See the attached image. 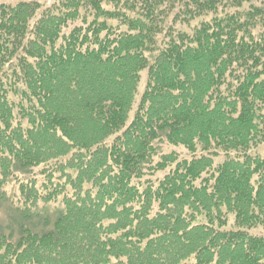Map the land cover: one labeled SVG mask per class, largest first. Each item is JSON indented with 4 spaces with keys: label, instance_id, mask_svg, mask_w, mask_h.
<instances>
[{
    "label": "trees",
    "instance_id": "1",
    "mask_svg": "<svg viewBox=\"0 0 264 264\" xmlns=\"http://www.w3.org/2000/svg\"><path fill=\"white\" fill-rule=\"evenodd\" d=\"M39 1L0 0V264H264V0Z\"/></svg>",
    "mask_w": 264,
    "mask_h": 264
},
{
    "label": "rangeland",
    "instance_id": "2",
    "mask_svg": "<svg viewBox=\"0 0 264 264\" xmlns=\"http://www.w3.org/2000/svg\"><path fill=\"white\" fill-rule=\"evenodd\" d=\"M58 1L59 0H40L39 2H40V6H41L42 9L38 12L37 15H40V13L42 12V10H44V8L51 7L53 4L58 3ZM1 3H4V2H1ZM5 3H7V2H5ZM35 20H36V18L33 21H35ZM145 81H146L145 73H142L141 74V81H140V84L138 85V89H137V95L135 96L134 104L132 106V113L130 115V118H132V116L134 114V111L137 108L139 99H140L141 94H142V92L144 90ZM129 121H131V119H129ZM112 140H113V137L110 138V140L108 142L110 143ZM263 150H264V146L260 147L259 150H257V153L262 155ZM169 151L170 152L171 151H176L178 153L181 152L182 155H185L184 150L182 148L168 147V146H165V145H164V147H162V152H169ZM39 169H35L34 173L36 172V174H38L39 173ZM162 176H163V173H155L152 176L144 177L142 182L144 183L147 180L154 182L156 180V178L160 179ZM35 177H36V175H35ZM42 177L38 176L39 179H41ZM43 179H44V177H43ZM5 189L7 191L8 200H6V203H4L0 207V221L5 220L8 215L14 214V210L13 209H16L15 205L17 203L16 199L18 197L17 188H16V186H15L13 181H9ZM43 207H47V210H48V214L47 215H48L49 219H51L52 216L55 213L54 212L55 209H57V207L59 208V201H57L56 203H52L50 205L43 206ZM39 208H41V207H39ZM226 219L228 221L226 229H235V227H233L234 217L231 216V215H228L226 217ZM251 233L253 235H257V236H264V231H262L261 229L253 230V231H251Z\"/></svg>",
    "mask_w": 264,
    "mask_h": 264
}]
</instances>
